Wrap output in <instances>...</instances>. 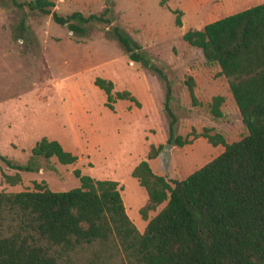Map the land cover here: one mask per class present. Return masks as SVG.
<instances>
[{
	"label": "rangeland",
	"instance_id": "1",
	"mask_svg": "<svg viewBox=\"0 0 264 264\" xmlns=\"http://www.w3.org/2000/svg\"><path fill=\"white\" fill-rule=\"evenodd\" d=\"M53 10L98 13L108 7L111 23L140 46L146 64L130 61L123 47L104 25L87 27L75 36L49 15L17 8L0 0V154L15 163L25 162L41 137L56 140L76 156L71 164L54 158L37 171L19 172L9 184L3 174L15 169L0 161V191L33 189L44 183L52 191L79 186L78 177L117 182L125 212L142 231L164 203L148 204L146 192L131 169L146 158L149 146L159 150L170 144L169 159H149L151 170L166 179H181L222 151L199 135L220 134L226 143L247 133L219 67L206 63L199 48L182 38L188 29L247 8L264 0H52ZM179 10L180 25L174 23ZM160 69L172 88L171 108L176 114L175 133L192 138L182 146L167 141L162 109ZM95 77L112 82L111 92L128 91L138 102L114 98L112 109ZM193 83V98L186 80ZM219 95L220 116L210 112L212 96Z\"/></svg>",
	"mask_w": 264,
	"mask_h": 264
},
{
	"label": "trees",
	"instance_id": "2",
	"mask_svg": "<svg viewBox=\"0 0 264 264\" xmlns=\"http://www.w3.org/2000/svg\"><path fill=\"white\" fill-rule=\"evenodd\" d=\"M9 1L49 15L75 36L104 25L130 61L147 63L140 46L111 23L108 7L61 15L53 10L52 0ZM173 12L174 23L180 25V11ZM182 38L200 49L206 63L218 65L247 133L226 143L220 134L200 132L223 149L181 179L168 180L151 170L148 160L158 155V148L150 145L130 175L149 201L140 210L142 218L146 209L164 204L142 231L128 218L115 180L74 170L79 186L65 191L37 182L30 190L0 191V264H264V2L188 29ZM150 69L163 83L167 141L190 143L194 133L192 138L175 133L169 80L160 69ZM186 83L193 98L192 80ZM93 84L104 92L109 109L114 98L138 105L128 91L112 93L109 80L95 77ZM221 101V96H212V116H220ZM51 158L60 164L76 160L56 140L41 137L23 163L0 154V161L16 171L3 178L15 184L20 171H37Z\"/></svg>",
	"mask_w": 264,
	"mask_h": 264
},
{
	"label": "water",
	"instance_id": "3",
	"mask_svg": "<svg viewBox=\"0 0 264 264\" xmlns=\"http://www.w3.org/2000/svg\"><path fill=\"white\" fill-rule=\"evenodd\" d=\"M170 144H163L162 148L158 152V156L161 160L167 161L169 159V151L168 148L170 147Z\"/></svg>",
	"mask_w": 264,
	"mask_h": 264
}]
</instances>
